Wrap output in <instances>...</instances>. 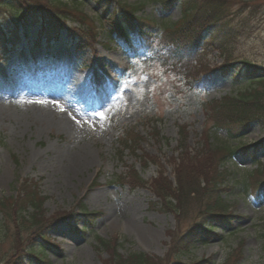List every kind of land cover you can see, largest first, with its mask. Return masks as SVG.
Segmentation results:
<instances>
[{
  "label": "rangeland",
  "instance_id": "obj_1",
  "mask_svg": "<svg viewBox=\"0 0 264 264\" xmlns=\"http://www.w3.org/2000/svg\"><path fill=\"white\" fill-rule=\"evenodd\" d=\"M223 1L230 16L227 35L232 40L223 53L204 45V50L193 54L188 67L200 91L192 89L196 84L171 63L167 51H161L168 47L171 51L180 43L163 29L164 23L179 26L182 21L183 7L176 1L117 0L129 8L140 6L135 15L156 25L153 33L158 45L140 52L132 62L118 41L103 37L108 26L103 28L97 18H107L112 7L102 11L96 0H82L79 9L71 4L64 8L74 20H68L66 27L88 40L89 49L81 52L64 28L48 42L39 23L15 18L14 11L4 6L8 3L0 6V43L6 42L0 50V211L7 212L19 201V182L30 179L44 198L39 215L48 222L43 237L49 241L22 228L15 242L12 225L6 234L10 236L0 241V264H7L9 256L8 263L27 257L23 253L33 244L47 248L46 260L51 264H112L111 252L100 249L98 239H116L113 244L117 241V252L123 257L143 253L161 261L156 264H264L260 238L264 189L246 195L239 183L257 163L264 166V149L254 156L239 153L234 164L218 167L209 149V145L264 141V126L249 125L237 142L226 143L222 131L207 141L204 137L210 124L204 105L252 85L234 72L227 74L225 69L237 64L227 67L226 60H247L264 68V0ZM117 2L112 3L113 9ZM79 16L87 22L80 23ZM200 23L196 15L189 28L197 29ZM93 33L97 37L92 44ZM227 35L217 36L213 47ZM61 93L76 98L70 102ZM65 121L72 123V130ZM180 128L185 129L187 140L184 164L201 158L206 164L212 162V172L233 174L228 179L233 190L223 199L229 213L237 217L232 230L216 227L214 236L205 237L206 243L199 239L202 233L191 232L183 240L187 254L180 249L181 233L195 221L198 211L190 208L176 217L155 193L159 181L175 183V167L181 159ZM127 139L132 144L122 150L120 142ZM70 157L75 160L72 164ZM85 157L90 162L80 166L78 160ZM80 209L96 214L94 221L85 225ZM65 213L74 218L57 219ZM133 228L150 230L151 235L137 240Z\"/></svg>",
  "mask_w": 264,
  "mask_h": 264
},
{
  "label": "trees",
  "instance_id": "obj_2",
  "mask_svg": "<svg viewBox=\"0 0 264 264\" xmlns=\"http://www.w3.org/2000/svg\"><path fill=\"white\" fill-rule=\"evenodd\" d=\"M160 1L164 4L180 1L183 7V17L181 18L182 21H180L179 26H175L176 24H164L163 29L167 31V35L174 34V41L177 39V41L180 42L173 51H168L171 63L178 65L187 80L191 79V83L196 84V79H193V76L190 74V67H188V65H190L189 62H192L190 59L194 56L193 54L204 45L215 48L223 53L227 50L226 44L232 40L231 37L227 35L229 28L225 26L227 24V19L230 17L227 15L228 11L225 2L223 0ZM80 2H82V0H2L0 6L8 3L4 6L14 11L13 15L15 18L23 21L31 19L32 22L39 23L41 25L40 32L47 39L57 36L59 31L64 28L69 37L76 40L77 48L82 49L86 47L85 44L88 43V40H85L84 35H82L80 31L76 32L66 27L65 23L73 19L70 18L72 15L68 16L70 12L64 9L70 4L69 7L79 9L78 5ZM96 2L102 7V11H107L106 9L112 7V12L107 18L103 19L102 15L97 18V20L103 23V28L105 25L108 26L107 30L103 31L101 29L103 31V37L105 36L112 41H114V39L121 40L124 43L123 46H125L124 48H126V51H140L141 49L150 47L156 25L135 15L136 9H139L140 6L129 8L117 2V0H96ZM113 2H117L118 10L117 7L113 9ZM61 7H63V9H61ZM196 15L200 16V26H198L197 29H190L189 24L194 20ZM82 17L79 16L77 18L80 23H86L87 21L83 20L84 17ZM90 25L95 29L92 22H90ZM222 33L227 35L228 38H224V40L221 39L220 44L217 46L214 45L213 47V40ZM128 37L131 38V47H127L126 38ZM95 39L96 35L93 33L91 42L95 43ZM14 43L15 42L11 41L13 46ZM5 44V40L0 43V50L5 47ZM182 50H186L187 52L184 54ZM226 64L227 67L237 64L233 69L235 71V77H242L248 80V83L252 85L250 88L244 89L234 96L221 97L218 100L204 105L207 121L210 122L209 128L204 131L206 141L212 137L213 133L222 131L226 134L224 140L226 143L237 142L249 125L256 123L259 126H264V68L258 67L247 60H226ZM226 70H228V68L225 69V71ZM222 73L225 74L224 71H222ZM196 85H192V89L200 91L202 88ZM153 126L156 127V124H153ZM185 133V129L180 128V143H178V145L180 146L179 154L181 155V159L184 155L188 154L185 148L187 141ZM120 143L122 144V150H128L132 141L127 139L126 142ZM134 149L136 150V148ZM209 149L211 150V158H213V161L214 157H217L215 161L218 163L215 161L214 163L218 167V164L220 165L221 163L234 164V157L239 153L245 155L251 154L254 156L255 153L264 149V141L250 145L238 142L237 145L233 147L228 144H220L218 146L209 145ZM181 159L177 167H175L176 178L174 185L164 182L165 180L159 181L156 184L155 193L159 195L160 198H164L165 210L174 214L176 217H179L182 213L188 212L190 208H194L198 211L195 221L189 224L188 228L181 233L182 237H180V242L183 246H181L182 248L180 249L182 250L181 252L185 254L188 250L185 249L186 244L183 240H185L191 232H196L197 235L202 233L203 235L200 234L201 238L199 239L205 242V237L213 235L216 227H222L223 230H232L234 228L232 222L236 220L237 217L229 213V206L223 199V195L233 190V186H230L228 181L229 177L233 174L231 172L228 173L226 170H222L223 172H212V162L209 161V164H206L201 158L195 159L194 162H192L193 160H187L185 164L183 163V159ZM208 169H210V172ZM239 183L242 193L246 195L259 194L264 189V166L257 163L253 170L245 172L241 176ZM19 188L21 195L19 201H15L13 207L7 210V212L4 213L0 211L2 215L0 241L4 239L7 231L12 230L10 226L13 225L16 231L13 232L14 234L11 236V240L14 241V239H16L15 242L20 238L17 234L23 231L22 228L25 230V233H32L38 238L49 242L43 237L45 236L44 233L47 229L46 224L48 222L41 217L42 215H39L42 210L44 198L40 196L38 187H35L30 179L25 178L19 182ZM80 210V216L85 219V225L86 223L94 221L96 214L86 212L83 209ZM70 217L72 219L74 218L71 213H65L59 215L57 219ZM86 228L88 227L85 226V229ZM6 236L9 237L10 235L8 234ZM260 238L262 240V253L264 254V222L261 225ZM115 240L116 239L111 241L97 240L100 249L111 252L112 264H156L155 262H161L143 253H128L123 257L117 252V241L115 242L116 246L113 244ZM13 248L16 249L15 245H13ZM23 254H26L25 256L27 257H18L14 262L8 263V260L12 258V256H9L6 263L21 264L22 261L24 263V260H28L26 264H51L46 260L47 248L43 245L35 248L33 244ZM174 264L184 263L177 261Z\"/></svg>",
  "mask_w": 264,
  "mask_h": 264
},
{
  "label": "bare ground",
  "instance_id": "obj_3",
  "mask_svg": "<svg viewBox=\"0 0 264 264\" xmlns=\"http://www.w3.org/2000/svg\"><path fill=\"white\" fill-rule=\"evenodd\" d=\"M64 91V90H63ZM61 96H63L65 99H69L70 101H74V98H75V96L74 95H65V94H62L61 93ZM77 98H80V96H77ZM65 127L66 128H68V129H71L72 130V128H73V126H72V123H70L69 121H65ZM73 161H75L74 160V158L73 157H70L69 159H68V162H71V164L72 163H74ZM78 161H81L80 162V166H82V165H87L89 162H90V160H89V157H85L84 159L83 158H80ZM133 230L134 231H136L138 234H137V240H141V239H148V237H150V235H151V232H150V230L149 231H144V230H141V229H134L133 228ZM145 241V240H144ZM146 242V241H145Z\"/></svg>",
  "mask_w": 264,
  "mask_h": 264
}]
</instances>
